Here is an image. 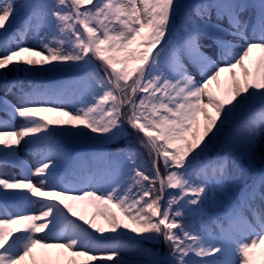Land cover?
Wrapping results in <instances>:
<instances>
[{"label":"snow or ice","instance_id":"6c2138e0","mask_svg":"<svg viewBox=\"0 0 264 264\" xmlns=\"http://www.w3.org/2000/svg\"><path fill=\"white\" fill-rule=\"evenodd\" d=\"M0 113V264H264V0H0Z\"/></svg>","mask_w":264,"mask_h":264},{"label":"rangeland","instance_id":"374dc122","mask_svg":"<svg viewBox=\"0 0 264 264\" xmlns=\"http://www.w3.org/2000/svg\"><path fill=\"white\" fill-rule=\"evenodd\" d=\"M27 43L29 44V45H32V44H34V40L32 39V37H28V39H27ZM197 78L199 79V75L197 74ZM0 118H2V119H6V117L4 116V114L3 113H0ZM17 125L20 123V121L19 120H17ZM20 155H21V157L23 158V159H25V160H27L30 164H33V165H35V163H36V161L34 160V158L31 156V155H29L22 147H21V149H20ZM9 175L10 176H15V175H17V170H15V169H12V170H9ZM88 211L89 212H91L92 211V209H88Z\"/></svg>","mask_w":264,"mask_h":264},{"label":"trees","instance_id":"16d2710c","mask_svg":"<svg viewBox=\"0 0 264 264\" xmlns=\"http://www.w3.org/2000/svg\"><path fill=\"white\" fill-rule=\"evenodd\" d=\"M143 151V150H141ZM261 171V166L259 165V163L255 166V168L253 169V174H258Z\"/></svg>","mask_w":264,"mask_h":264},{"label":"bare ground","instance_id":"6f19581e","mask_svg":"<svg viewBox=\"0 0 264 264\" xmlns=\"http://www.w3.org/2000/svg\"><path fill=\"white\" fill-rule=\"evenodd\" d=\"M198 79V78H197Z\"/></svg>","mask_w":264,"mask_h":264}]
</instances>
